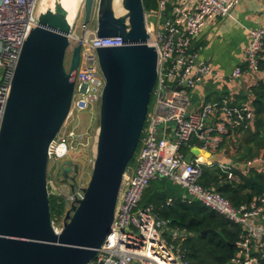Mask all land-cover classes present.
<instances>
[{
    "label": "water",
    "instance_id": "95a60500",
    "mask_svg": "<svg viewBox=\"0 0 264 264\" xmlns=\"http://www.w3.org/2000/svg\"><path fill=\"white\" fill-rule=\"evenodd\" d=\"M81 5L83 23L93 21L97 37L122 39V45L95 49L104 86L90 176L79 185V163L58 165L56 176L82 196L71 201L56 232L48 151L73 99L81 46L70 49L67 34L79 8L69 20L61 0H40L38 24L21 46L0 127V264H97L93 259L110 232L121 181L137 150L158 66L143 0H81ZM189 150L210 163H233L230 149Z\"/></svg>",
    "mask_w": 264,
    "mask_h": 264
},
{
    "label": "built area",
    "instance_id": "2783aa9c",
    "mask_svg": "<svg viewBox=\"0 0 264 264\" xmlns=\"http://www.w3.org/2000/svg\"><path fill=\"white\" fill-rule=\"evenodd\" d=\"M155 1L156 9L145 10V18L148 43L158 54L157 77L133 162L121 181L110 232L97 248L93 260L97 264H186L182 253L165 237V234L176 235V230L155 215L152 204L140 205L151 181L167 179L183 189L181 201L199 202L239 226L231 264H264V194L249 203L234 206L229 199L200 182L204 163L238 180L233 168L264 163V156L226 164L210 163L193 155L188 157L183 152V147L192 145L210 153L222 152L229 126L247 127L253 119L249 103L233 104L232 99L223 98L193 106L189 94L213 73L211 66L198 61L197 53L190 50L193 40L209 20L230 17L239 0H193L191 7L184 5L183 0ZM39 4L40 0H0V127L21 46L38 24ZM150 15L156 16V20L150 19ZM67 37L70 49L81 46L68 116L74 110L92 109L97 110L98 115L104 77L95 49L122 45V39L120 36L97 37L95 27L83 23V14L76 18ZM248 37L244 62L252 73L264 71L259 65L260 59H264V22L250 28ZM242 72V67L237 66L230 78L239 77ZM55 139L49 146V159L61 158L67 152L66 144L56 143ZM191 139L195 144L190 143ZM75 196H82L80 189L65 194L61 221L57 224L52 220L56 232L60 231L64 213Z\"/></svg>",
    "mask_w": 264,
    "mask_h": 264
},
{
    "label": "trees",
    "instance_id": "16d2710c",
    "mask_svg": "<svg viewBox=\"0 0 264 264\" xmlns=\"http://www.w3.org/2000/svg\"><path fill=\"white\" fill-rule=\"evenodd\" d=\"M143 4L145 10L157 7L155 0H143ZM259 65L264 69V59H260ZM247 98L250 102H244H249L253 110L251 124L247 127L229 126L228 133L224 135L223 148H228L231 141H234L236 148L230 154L234 161H246L260 153L264 156V81L260 80L253 85ZM195 142L194 139L190 141L191 144ZM183 152L192 157L189 148L183 147ZM134 156L135 154L128 166L133 162ZM202 167L201 184L217 191L234 206L249 203L256 196L264 194V170L255 166L233 168L238 180L228 178L227 173L216 166L204 163ZM49 202L53 220L64 212L65 201L63 196L56 200L49 194ZM148 204H152L156 216L166 220L167 226L176 230L177 234L174 236L167 234L173 237L172 241L166 234L165 237L170 243L178 238L181 240L177 249L182 253L186 264H231L235 241L240 232L239 226L199 202L181 201L165 179L153 180L145 188L140 205ZM204 230L206 231L202 233Z\"/></svg>",
    "mask_w": 264,
    "mask_h": 264
},
{
    "label": "crops",
    "instance_id": "0c3cea01",
    "mask_svg": "<svg viewBox=\"0 0 264 264\" xmlns=\"http://www.w3.org/2000/svg\"><path fill=\"white\" fill-rule=\"evenodd\" d=\"M192 3L193 0H183V4L187 7H191ZM263 22L264 0H239L232 9L230 17L218 16L206 23L193 40L191 50L197 53L198 61H204L211 66L213 73L190 91V101L193 106L204 102H217L223 98L232 99L236 104L250 102L247 96L251 93L252 86L264 79V71L250 72L243 58L249 40L248 30L262 25ZM237 66H241L243 72L239 77L231 79L230 74ZM235 148L228 146L223 148V151L230 149V156ZM250 166L264 170L260 167H264V163ZM165 180L181 199V195L184 194L183 189Z\"/></svg>",
    "mask_w": 264,
    "mask_h": 264
},
{
    "label": "rangeland",
    "instance_id": "374dc122",
    "mask_svg": "<svg viewBox=\"0 0 264 264\" xmlns=\"http://www.w3.org/2000/svg\"><path fill=\"white\" fill-rule=\"evenodd\" d=\"M74 1L77 4V2H79L80 0ZM81 15L82 5L78 10L77 18H79ZM150 19L155 21L156 16L150 15ZM89 25L95 27L93 21L89 22ZM69 62L70 50L67 52L65 59L66 67H68ZM97 127V110H74L72 114L66 118L60 130V134L57 135L55 140L56 143L61 142L66 144L67 152L61 158H52L53 160L50 159L48 167V192L56 200H59L63 196V199L65 201V194L70 192L69 186L66 183L62 182V176H56L58 165H60L64 160H71L73 162L79 163L80 168L76 179L78 183L82 185H85L87 183L92 166V164H90V159L92 158L93 151H95V137ZM259 155L261 156V153ZM186 156H189V154L186 153ZM62 215L63 213L58 214L57 217L54 218L57 224L60 223ZM166 237H169L170 240L171 238L173 239L172 236H169L167 234ZM180 242L181 240L179 238L176 239L175 241H173V246L178 248L180 246Z\"/></svg>",
    "mask_w": 264,
    "mask_h": 264
},
{
    "label": "bare ground",
    "instance_id": "6f19581e",
    "mask_svg": "<svg viewBox=\"0 0 264 264\" xmlns=\"http://www.w3.org/2000/svg\"><path fill=\"white\" fill-rule=\"evenodd\" d=\"M114 1H115V4L119 2V0H114ZM61 2L68 11V19L70 20L71 18H74L78 8H80L81 6V0L77 2V4L75 3L74 0H61ZM62 150H63V147L59 149V151H62ZM201 157H202L201 158L202 160L204 161L206 160L205 158L206 155H202Z\"/></svg>",
    "mask_w": 264,
    "mask_h": 264
},
{
    "label": "flooded vegetation",
    "instance_id": "af4514ba",
    "mask_svg": "<svg viewBox=\"0 0 264 264\" xmlns=\"http://www.w3.org/2000/svg\"><path fill=\"white\" fill-rule=\"evenodd\" d=\"M58 171V170H57ZM57 171H56V175H57ZM59 176H61V175H59Z\"/></svg>",
    "mask_w": 264,
    "mask_h": 264
}]
</instances>
